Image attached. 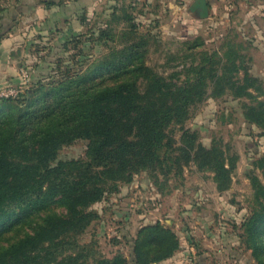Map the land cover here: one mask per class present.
Listing matches in <instances>:
<instances>
[{
    "label": "trees",
    "instance_id": "16d2710c",
    "mask_svg": "<svg viewBox=\"0 0 264 264\" xmlns=\"http://www.w3.org/2000/svg\"><path fill=\"white\" fill-rule=\"evenodd\" d=\"M64 1L40 3L50 8ZM115 1L100 19L103 25L78 17L86 31L62 43L69 60L58 57L49 76L16 97H0V264H131L121 252L97 257L75 242L97 218L91 206L117 190L118 182L129 183L140 172L155 182L158 174L165 181L170 174L179 178L184 165L194 163L213 172L218 190L230 185L235 155L228 148L219 141L205 146L190 129L176 144L170 128L183 124L190 107L208 96L209 82V96L228 91L233 99L255 100L248 88L257 79L248 75L241 46L227 43L223 56L202 52L199 62L164 76L145 63L153 35L141 33L131 5ZM96 46L107 51L91 59ZM243 113L247 122L264 126V100L243 103ZM77 139L87 141L85 158L58 159L60 149ZM256 165L264 178V156ZM249 178L254 203L242 223L244 242L264 264V183L257 175ZM178 248L175 231L160 221L148 223L133 238L131 261L159 263Z\"/></svg>",
    "mask_w": 264,
    "mask_h": 264
},
{
    "label": "rangeland",
    "instance_id": "374dc122",
    "mask_svg": "<svg viewBox=\"0 0 264 264\" xmlns=\"http://www.w3.org/2000/svg\"><path fill=\"white\" fill-rule=\"evenodd\" d=\"M176 1L181 0H118L120 5L132 6L128 10L141 33L154 37L146 65L168 76L182 71L184 65L199 62L202 52L216 50L223 56L231 42L236 48L241 46L238 53L246 56L248 75L257 79L248 91L255 100H264V0H245L237 5L233 0H222L204 19L189 12L191 0L176 14L171 6ZM115 2L65 0L61 6L46 8L40 0H0V89L24 81L28 86L49 76L58 57L69 60L70 51L62 47L66 37L86 31L78 17L85 14L90 25L98 24L107 18ZM181 14L194 22L193 27L180 24L177 17ZM106 51V47L96 46L91 59ZM236 75L241 79L244 71L239 69ZM184 77L183 71L180 79ZM257 86L261 90H256ZM211 88L209 82L208 96L191 106L184 123L172 126L170 132L176 144L182 131L190 129L197 132V141L203 145L219 141L228 148L229 154L235 155L229 187L218 190L213 172L198 170L194 163L184 165L181 177L170 174L166 181L162 174H158L159 182L146 172L135 174L132 181L118 182L117 190L91 206L97 218L76 236L80 248L91 247L97 257L106 258L121 252L132 264L131 245L138 228L160 221L175 231L179 248L152 264H259L244 242L242 223L254 203L249 176L257 175L264 183L256 165L264 156V126L245 120L243 103L255 100L247 95L233 99L228 91L212 97ZM86 144L77 139L63 146L58 159L85 158Z\"/></svg>",
    "mask_w": 264,
    "mask_h": 264
},
{
    "label": "crops",
    "instance_id": "0c3cea01",
    "mask_svg": "<svg viewBox=\"0 0 264 264\" xmlns=\"http://www.w3.org/2000/svg\"><path fill=\"white\" fill-rule=\"evenodd\" d=\"M185 1H186V0H181V1L178 2V3H177V1H176V2H173V3L171 4V6L174 7L173 12H175L176 14H180L179 12H182L181 9H182L183 6L185 5ZM193 1H194V0H191V1L188 2V5H187L188 10H189V6H190V4H191ZM207 1H208V5H209V14H211L212 10L217 9V7H218L217 4H218L219 2H221L222 0H207ZM242 1H245V0H233V1H232V4H235V5H237V4H241ZM156 2H157V1H156ZM210 3H213V5L210 6ZM229 4H230V3H229ZM189 12H190V11H189ZM192 16H193L194 18H197L193 13H192ZM176 17H177V16H176ZM177 18H178L179 20L181 19L180 24H181L183 27L186 26L185 28H189L190 25H192V27H193V25H194V22L191 21V19H189V17H187L185 14H181V15H179V17H177ZM187 25H189V26H187Z\"/></svg>",
    "mask_w": 264,
    "mask_h": 264
},
{
    "label": "water",
    "instance_id": "95a60500",
    "mask_svg": "<svg viewBox=\"0 0 264 264\" xmlns=\"http://www.w3.org/2000/svg\"><path fill=\"white\" fill-rule=\"evenodd\" d=\"M189 11L197 18L204 19L209 15V5L207 0H194L190 6Z\"/></svg>",
    "mask_w": 264,
    "mask_h": 264
},
{
    "label": "built area",
    "instance_id": "2783aa9c",
    "mask_svg": "<svg viewBox=\"0 0 264 264\" xmlns=\"http://www.w3.org/2000/svg\"><path fill=\"white\" fill-rule=\"evenodd\" d=\"M26 77V73H22ZM27 88L26 82H21V84L16 86H8L6 88L0 89V97H16L23 93Z\"/></svg>",
    "mask_w": 264,
    "mask_h": 264
}]
</instances>
